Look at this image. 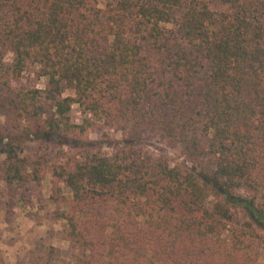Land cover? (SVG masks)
<instances>
[{
	"label": "trees",
	"instance_id": "16d2710c",
	"mask_svg": "<svg viewBox=\"0 0 264 264\" xmlns=\"http://www.w3.org/2000/svg\"><path fill=\"white\" fill-rule=\"evenodd\" d=\"M32 67L44 87L22 82ZM0 86L42 103L22 134L59 146L25 173L21 140L3 136V178L50 174L54 217L83 264H258L264 0H0ZM94 126L123 144L105 151Z\"/></svg>",
	"mask_w": 264,
	"mask_h": 264
},
{
	"label": "rangeland",
	"instance_id": "374dc122",
	"mask_svg": "<svg viewBox=\"0 0 264 264\" xmlns=\"http://www.w3.org/2000/svg\"><path fill=\"white\" fill-rule=\"evenodd\" d=\"M98 4L104 7L106 0H98ZM38 69L32 67L26 71L22 82L28 86L44 87L46 79L40 76ZM66 93H70V90ZM39 105L45 108L40 102H20L14 91L0 86V145L4 143L2 138L6 135L21 140L23 151L19 152V156L23 163L21 169L25 173L30 171L32 158L45 153L50 157L59 149V146L46 144L30 138L28 134H22L28 123L26 111ZM72 115L77 123L83 122L88 116L78 104L73 106ZM106 131L113 135L112 139L106 138ZM87 134L92 139L103 140L107 152H111L114 146L123 144L122 133L114 129L94 126ZM143 143L157 152L167 154L173 163L191 165L179 151L161 140L151 139ZM3 164L4 158L0 155V167ZM51 193L50 174L43 176L41 183L28 179L7 184L0 170V264H83L80 252L74 250L66 238V222L54 217V211L60 207L50 199ZM256 201L264 208V192L257 194ZM243 213L240 208H235L234 220L230 226H241L247 219ZM257 232L258 236L254 239L261 253L258 264H264V229L257 228Z\"/></svg>",
	"mask_w": 264,
	"mask_h": 264
}]
</instances>
